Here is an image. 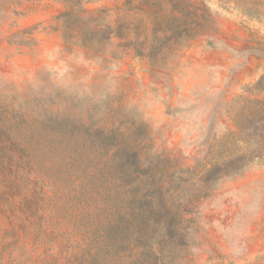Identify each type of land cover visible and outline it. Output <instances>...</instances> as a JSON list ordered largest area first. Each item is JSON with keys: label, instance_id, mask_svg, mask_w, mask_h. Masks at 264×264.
Listing matches in <instances>:
<instances>
[{"label": "rangeland", "instance_id": "1", "mask_svg": "<svg viewBox=\"0 0 264 264\" xmlns=\"http://www.w3.org/2000/svg\"><path fill=\"white\" fill-rule=\"evenodd\" d=\"M263 76L264 0H0V264H264Z\"/></svg>", "mask_w": 264, "mask_h": 264}, {"label": "trees", "instance_id": "2", "mask_svg": "<svg viewBox=\"0 0 264 264\" xmlns=\"http://www.w3.org/2000/svg\"><path fill=\"white\" fill-rule=\"evenodd\" d=\"M263 81H264V76L261 78V80H259V82H257V84L254 86V89L264 91ZM259 104L261 110L258 119L256 121L257 126L253 129L247 128L244 131H242L241 133L242 146L239 149H237L231 155V159L228 162L224 163L223 165H220L219 167L213 166L211 168L205 166L202 169V171H200L201 172L200 174L202 175L203 178L209 180H219L244 171V169H246L247 166L252 163L259 162L264 164V101H260ZM4 151L9 152L10 150L0 149V152H4ZM65 167L66 169H68L67 166ZM81 170H82L81 167L77 165L76 167L73 168V171L81 172ZM85 170L86 169H84L83 172H85ZM123 172L128 173L125 170ZM57 181L58 182H55L54 184V186H56V189H61L63 187L64 190L68 193V195L69 193H71V190L73 189V187H69L68 184L70 183L75 185L76 183V181L72 180V175H70L69 171H66L64 173V177L57 179ZM80 182H81V186L79 187L82 188L84 186L83 189H85L86 192L88 191V189L92 190L95 185L93 181L82 180ZM35 202L37 205L39 206L41 205V201L38 202V199H36ZM152 208L153 206L151 205V211H148L150 219L151 217H157L159 219L163 218L164 211L162 210V206H160L159 210L157 211H154ZM140 218L141 216H134L131 221L134 220L136 222ZM133 229L135 232L140 233L139 227L136 226ZM105 230L107 231L108 238L112 240L113 243H115L116 241H118V239H120L119 237H117V228L114 225H112V223H109V225L106 226ZM167 230L170 233L173 232L171 227H167ZM148 231H150V235L147 237L148 240L146 242L147 243L146 245L148 246V252L150 251L151 253L155 249V241L153 240H155V236H157L158 233L161 231L160 224H157L155 227L149 229ZM152 260H153L152 264H161L158 255L152 258Z\"/></svg>", "mask_w": 264, "mask_h": 264}]
</instances>
